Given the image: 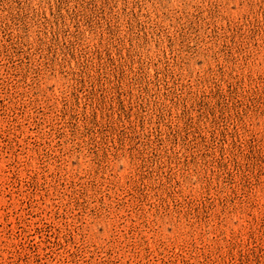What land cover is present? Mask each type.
Returning a JSON list of instances; mask_svg holds the SVG:
<instances>
[{
  "label": "rangeland",
  "instance_id": "rangeland-1",
  "mask_svg": "<svg viewBox=\"0 0 264 264\" xmlns=\"http://www.w3.org/2000/svg\"><path fill=\"white\" fill-rule=\"evenodd\" d=\"M0 264H264V0H0Z\"/></svg>",
  "mask_w": 264,
  "mask_h": 264
}]
</instances>
